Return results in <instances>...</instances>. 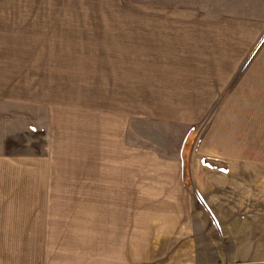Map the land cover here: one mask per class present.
Returning a JSON list of instances; mask_svg holds the SVG:
<instances>
[{"label": "rangeland", "instance_id": "374dc122", "mask_svg": "<svg viewBox=\"0 0 264 264\" xmlns=\"http://www.w3.org/2000/svg\"><path fill=\"white\" fill-rule=\"evenodd\" d=\"M263 86L264 0H0V175L64 170L117 113L126 157L191 161L192 263L264 264ZM8 217L0 264H40Z\"/></svg>", "mask_w": 264, "mask_h": 264}, {"label": "crops", "instance_id": "0c3cea01", "mask_svg": "<svg viewBox=\"0 0 264 264\" xmlns=\"http://www.w3.org/2000/svg\"><path fill=\"white\" fill-rule=\"evenodd\" d=\"M109 120L86 145L77 136L64 170L0 175V215L23 212L40 264H195L191 161L126 157L124 122Z\"/></svg>", "mask_w": 264, "mask_h": 264}]
</instances>
